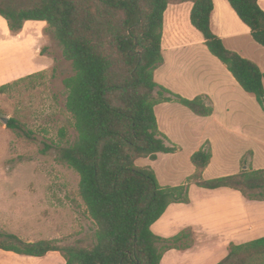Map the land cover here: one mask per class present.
<instances>
[{
    "label": "trees",
    "instance_id": "1",
    "mask_svg": "<svg viewBox=\"0 0 264 264\" xmlns=\"http://www.w3.org/2000/svg\"><path fill=\"white\" fill-rule=\"evenodd\" d=\"M175 1L179 0H0V16L11 33L20 32L27 21L45 22L70 64L73 73L63 85L75 139L57 146L56 159L78 175L79 198L95 225L90 246H61L57 240L26 242L0 233V250L33 257L59 252L65 264H160L168 250L193 245L191 229L171 238L151 231L169 205L189 202L190 185L229 188L248 200L264 201V169L203 179L212 156L208 142L191 155L195 171L180 185L161 186L151 167L136 165L139 159L154 161L159 153L179 150L159 131L155 106L173 102L199 117L213 113L207 96L184 98L154 81V72L163 63V15ZM190 1V23L207 50L264 112L259 67L226 49L212 32V0ZM227 2L264 48V11L257 0ZM6 86L0 87L1 93ZM6 126L30 138L31 133L15 119ZM50 148L45 145L42 152ZM218 264H264V237L232 245Z\"/></svg>",
    "mask_w": 264,
    "mask_h": 264
},
{
    "label": "crops",
    "instance_id": "2",
    "mask_svg": "<svg viewBox=\"0 0 264 264\" xmlns=\"http://www.w3.org/2000/svg\"><path fill=\"white\" fill-rule=\"evenodd\" d=\"M212 3V32L226 49L259 67L264 87V48L252 39L250 29L227 0H212ZM257 4L264 11V0H257ZM192 6L190 0L171 2L167 6L161 38L163 63L155 70L154 81L184 98L207 96L213 113L209 117H199L173 102L155 106L159 131L179 147L172 154L159 153L154 161L139 159L144 162L140 167L153 169L161 186L182 184L195 168L191 164L183 171L177 163L175 172L180 180L174 182L169 180L172 178L159 176V161L174 159L184 152L186 162L191 163V155L205 142L209 143L212 156L203 171L204 180L237 174L245 169H264V112L254 97L243 91L226 67L209 53L202 35L190 23ZM46 27L45 22L27 21L20 32L13 34L0 16V87L51 66V57L41 55ZM11 45L19 49L17 63L12 67L9 61ZM172 173L174 166L170 168ZM11 209L7 210L8 215L15 216ZM13 224L7 222V232L26 242L55 240L51 237L37 239L41 237L35 236L37 230L17 229ZM185 229L192 230L193 245L187 250H168L160 264H218L228 255L232 245L264 237V201L248 200L229 188L204 189L192 184L189 202L169 205L151 225L153 234L161 238H171ZM0 264H65V260L59 252L33 257L0 250Z\"/></svg>",
    "mask_w": 264,
    "mask_h": 264
},
{
    "label": "rangeland",
    "instance_id": "3",
    "mask_svg": "<svg viewBox=\"0 0 264 264\" xmlns=\"http://www.w3.org/2000/svg\"><path fill=\"white\" fill-rule=\"evenodd\" d=\"M42 44L44 55L53 61L51 66L7 84L0 92V233H8L7 222L12 221L17 229L37 230L35 236H41L37 239L51 237L61 246H90L95 225L79 198L78 175L56 159L57 146H67L75 139L72 119L65 109L67 92L63 85V79L73 72L47 29ZM18 51L11 45V67L17 63ZM3 118L18 121L31 133L30 138L8 129ZM45 145L51 148L43 153ZM143 163L139 160L137 165ZM177 163L183 171L191 166L183 152L174 159L160 160L159 176L180 180L175 172ZM173 166L174 173L170 174ZM9 208L15 216L8 215Z\"/></svg>",
    "mask_w": 264,
    "mask_h": 264
},
{
    "label": "water",
    "instance_id": "4",
    "mask_svg": "<svg viewBox=\"0 0 264 264\" xmlns=\"http://www.w3.org/2000/svg\"><path fill=\"white\" fill-rule=\"evenodd\" d=\"M8 120H9L8 118H3V119H2V122L6 125L7 122H8Z\"/></svg>",
    "mask_w": 264,
    "mask_h": 264
}]
</instances>
